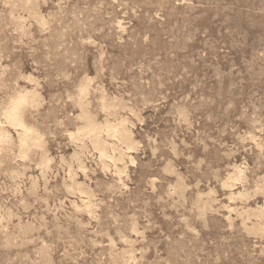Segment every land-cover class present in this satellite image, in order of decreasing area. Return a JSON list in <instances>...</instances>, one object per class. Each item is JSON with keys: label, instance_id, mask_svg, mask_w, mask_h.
<instances>
[{"label": "rangeland", "instance_id": "1", "mask_svg": "<svg viewBox=\"0 0 264 264\" xmlns=\"http://www.w3.org/2000/svg\"><path fill=\"white\" fill-rule=\"evenodd\" d=\"M0 264H264V0H0Z\"/></svg>", "mask_w": 264, "mask_h": 264}, {"label": "bare ground", "instance_id": "2", "mask_svg": "<svg viewBox=\"0 0 264 264\" xmlns=\"http://www.w3.org/2000/svg\"><path fill=\"white\" fill-rule=\"evenodd\" d=\"M83 86V85H82ZM87 86V85H86ZM80 88H82V87H80ZM83 88H85V86L83 87ZM87 88V87H86ZM85 88V89H86ZM84 90V89H83ZM29 91H31L32 92V90H29ZM34 92V91H33ZM32 92V93H33ZM80 92H81V90H80ZM79 92V93H80ZM28 93V92H27ZM27 93H26V95H27ZM30 93V92H29ZM78 93V94H79ZM82 93V92H81ZM84 94H85V92H83ZM82 93V94H83ZM34 94L35 93H33V95L32 96H34ZM26 95H24V96H19L18 98H15V99H13L12 100V105H11V107H10V109L7 111V117L9 118V119H11L13 122H17L20 126H22V129H23V127H24V129H25V126H23V124H22V122L20 121V118H19V115H20V113H19V107H22V105H24V104H27L26 102H25V100H26V98L28 99V97H26ZM30 95V94H29ZM15 96V95H14ZM31 97V96H30ZM31 98H33V97H31ZM30 98V99H31ZM79 98V97H78ZM80 98H82V97H80ZM105 98H102V100H101V102H104L103 100H104ZM31 100H33L34 101V98L33 99H31ZM28 101L27 100V102H32V101ZM36 100V99H35ZM81 100V99H80ZM106 100V99H105ZM81 101H83V100H81ZM25 102V103H24ZM37 102V101H36ZM111 102V101H110ZM22 103H24V104H22ZM79 103H80V101H79ZM112 103V102H111ZM22 104V105H21ZM103 104V103H102ZM21 105V106H20ZM80 105V104H79ZM107 105V104H106ZM81 111H82V103H81ZM23 107H25V105L23 106ZM103 107H104V105H103ZM112 108V107H111ZM108 109V108H107ZM21 110H22V108H21ZM83 112V111H82ZM87 113V112H86ZM81 114V113H80ZM82 114H85V112L84 113H82ZM85 116H86V114H85ZM88 116V115H87ZM21 117V116H20ZM86 118V117H85ZM83 119H84V117H83ZM23 120V119H22ZM88 120V119H87ZM90 121V120H89ZM125 122H126V120H125ZM97 123V122H96ZM123 123H124V121H123ZM119 124H121V122L119 123ZM118 124V126H120ZM86 125V124H85ZM91 125V124H90ZM18 126V125H17ZM88 127H89V125H87ZM92 126V125H91ZM110 126V125H109ZM113 126V125H112ZM117 126V127H118ZM32 127H30V129H31ZM86 128V127H85ZM87 129H89V128H87ZM91 129V128H90ZM85 131H86V129H84ZM33 131H34V129H33ZM94 131V130H93ZM105 131V130H104ZM109 131V130H108ZM84 132V131H83ZM34 133H35V131H34ZM23 134H26V133H23ZM22 134V136H24ZM30 134V133H29ZM20 135V134H19ZM95 135V134H94ZM93 135V136H94ZM121 135V134H120ZM98 136H100V134H98ZM117 136V135H116ZM3 137V136H2ZM26 137V136H25ZM30 137H32L31 135H30ZM92 138V137H91ZM90 138V139H91ZM25 141H26V139H24ZM2 141V140H1ZM20 141H21V139H20ZM29 141V140H28ZM39 141V140H38ZM32 142V141H31ZM96 142V141H95ZM20 143V142H19ZM21 144H24V141L23 142H21ZM26 144H28L27 143V141H26ZM25 145V144H24ZM31 145V144H30ZM23 146V145H22ZM93 146H96V145H93ZM106 146V145H105ZM26 147V146H25ZM104 147V146H103ZM96 148H97V146H96ZM99 148V147H98ZM127 148V147H126ZM127 149H129V148H127ZM25 150V149H24ZM27 150V149H26ZM99 150V149H98ZM99 153H100V150H99ZM25 155V154H24ZM102 155V154H101ZM107 155V154H106ZM103 156V155H102ZM105 157V156H104ZM119 158H120V155H119ZM121 159V158H120ZM48 161V160H47ZM81 167H83V166H81ZM118 171V170H117Z\"/></svg>", "mask_w": 264, "mask_h": 264}]
</instances>
